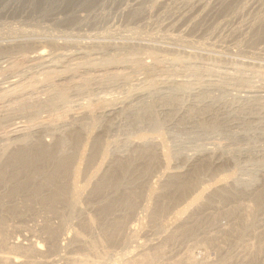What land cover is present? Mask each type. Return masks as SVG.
Listing matches in <instances>:
<instances>
[{
    "label": "rangeland",
    "instance_id": "rangeland-1",
    "mask_svg": "<svg viewBox=\"0 0 264 264\" xmlns=\"http://www.w3.org/2000/svg\"><path fill=\"white\" fill-rule=\"evenodd\" d=\"M11 1L0 0V264H264V173L237 151L247 147V159L264 160L248 147L264 142V126L247 133L209 118L205 127L218 130L174 134L164 123L153 131L147 124L99 117L103 104L156 84L133 80L151 69L176 75L188 88L226 87L224 102L252 111L257 104L238 102L236 90L264 87V10L244 7L249 0H203L211 5L181 33L167 23L182 0H164L163 12L148 0ZM38 48L47 53L37 56ZM93 83L104 88L92 91ZM49 102L53 107H45ZM83 113L88 121L75 122ZM6 116H22L25 130L9 132L2 123ZM64 120L76 123L75 129L39 134L31 128ZM14 137L20 139L9 142ZM185 140L200 146L177 147ZM205 145H211L208 154ZM36 148L50 158L30 164L40 171L28 179L29 166L12 157ZM57 157L69 160L65 177L53 170ZM46 176L53 179L49 184ZM61 185L66 191L58 199ZM61 232L64 239L54 245ZM57 252L62 260H54Z\"/></svg>",
    "mask_w": 264,
    "mask_h": 264
},
{
    "label": "bare ground",
    "instance_id": "bare-ground-1",
    "mask_svg": "<svg viewBox=\"0 0 264 264\" xmlns=\"http://www.w3.org/2000/svg\"><path fill=\"white\" fill-rule=\"evenodd\" d=\"M2 1V0H1ZM6 1V0H5ZM14 1V0H13ZM11 1V2H13ZM16 1V0H15ZM20 1V0H19ZM29 1V0H28ZM56 1V0H55ZM63 1V0H62ZM169 1V0H168ZM174 1H178L179 0H174ZM174 1L173 4L175 3ZM209 1V0H207ZM214 3H216L218 1L217 4H219L221 1L223 0H212ZM227 1V0H226ZM235 1V0H234ZM58 2V1H57ZM182 3V5H177L174 4L177 8L178 6L180 7L177 11L176 9V13H174L170 20H168V27L172 26V29L176 28L178 31H182L181 33H183V31L185 30H188V26L190 25V22L192 21V23L194 22L193 21V18L196 16L197 19H198V15L201 14L202 11L204 10H207L206 7L207 6H210V5H207V3L203 0H182L180 1ZM211 2V0H210ZM8 3V1H7ZM56 3V2H55ZM143 3V2H142ZM148 3H149V6H153V8H155L156 10H159L160 12L162 10L160 9H163L164 11V8L167 7V3L166 1L164 0H148ZM181 3H178V4H181ZM170 4V3H168ZM225 4V3H224ZM243 4V3H242ZM144 5V4H143ZM207 5V6H206ZM213 5V4H212ZM215 5V4H214ZM246 5V4H245ZM144 6H147L144 5ZM169 6V5H168ZM172 6V5H171ZM56 7V6H55ZM60 7V6H58ZM141 7H142V4H141ZM175 7V8H176ZM244 7H251V8H254L256 10H258V12L262 9V11L264 10V0H249V3H248V6H244ZM148 9V7H146ZM145 8V9H146ZM151 8V7H150ZM149 8V9H150ZM152 8V9H153ZM174 7H172L173 9ZM174 8V10H175ZM210 8V7H209ZM61 9V8H60ZM146 9V10H147ZM154 9V10H155ZM171 9V10H172ZM240 9V8H238ZM80 10V9H79ZM141 10V8H140ZM139 10V11H140ZM151 10V9H150ZM149 10V12H151ZM168 10V9H167ZM245 10V8H244ZM75 11V9H74ZM77 11V10H76ZM162 11V12H163ZM170 11V10H169ZM144 12V11H143ZM207 12V11H206ZM205 12V13H206ZM224 12V11H223ZM228 12V11H226ZM255 12V11H254ZM257 12V11H256ZM255 12V13H256ZM261 12V11H260ZM147 13V12H146ZM204 13V12H203ZM214 13V12H213ZM264 13V12H263ZM53 14V13H51ZM143 14V13H142ZM150 14V13H149ZM154 14V13H153ZM169 14V13H168ZM259 14V13H258ZM67 15V14H66ZM81 15H82V12H81ZM139 15V14H138ZM141 15V14H140ZM164 15V14H163ZM221 15V14H220ZM260 15V14H259ZM257 15V16H259ZM151 16V15H149ZM207 16V14H206ZM264 16V15H262ZM80 17V16H79ZM159 17V16H158ZM195 17V18H196ZM200 17V15H199ZM202 17V16H201ZM213 17V16H212ZM160 18V17H159ZM210 18V17H208ZM57 19V18H56ZM59 19V18H58ZM151 19V18H150ZM256 19V18H255ZM62 20V18H61ZM162 20V19H161ZM195 20V19H194ZM199 20V19H198ZM207 20V19H206ZM223 20V18H222ZM221 20V21H222ZM245 20V19H244ZM259 20V19H258ZM165 21V20H164ZM167 21V20H166ZM202 21V20H201ZM212 21V20H211ZM224 21V20H223ZM222 21V23H223ZM238 21V20H237ZM252 21V20H251ZM153 22V21H152ZM156 22V21H155ZM161 23V22H160ZM206 23V22H205ZM219 23V22H218ZM216 22V24H218ZM254 23V22H253ZM258 23V22H257ZM157 24V23H156ZM155 24V25H156ZM163 24V22H162ZM165 24V25H167ZM194 24V23H193ZM201 24V23H200ZM220 24V23H219ZM218 24V25H219ZM236 24V23H235ZM241 24V23H240ZM247 24V23H246ZM239 25V23H238ZM258 25V24H257ZM262 25V24H261ZM252 26V25H250ZM199 27V26H198ZM260 27V26H259ZM127 28V27H126ZM157 28V27H156ZM200 28V27H199ZM215 28V26H214ZM241 27H239L240 29ZM255 28V27H254ZM201 29V28H200ZM251 29V28H250ZM129 30V29H128ZM128 30L126 32H128ZM175 30V31H177ZM193 30V29H192ZM197 30V29H196ZM229 30V29H228ZM237 30V29H236ZM235 30V32H236ZM136 31V30H135ZM154 31V30H153ZM177 31V32H178ZM195 31V30H194ZM193 31V32H194ZM198 31V30H197ZM196 31V32H197ZM125 32V33H126ZM217 32V30H216ZM245 32V31H243ZM249 31H247L248 33ZM31 33V32H30ZM156 33H158L156 31ZM168 33V31H167ZM208 33V32H207ZM211 33V32H210ZM237 33V32H236ZM251 33V32H250ZM123 34V33H122ZM128 34V33H127ZM131 34V33H130ZM164 34V33H163ZM178 34V33H177ZM235 34V33H234ZM124 35V34H123ZM126 35V34H125ZM137 35V34H136ZM157 35V34H156ZM161 35V34H160ZM174 35V34H173ZM172 35V36H173ZM180 35V34H179ZM227 35V34H226ZM264 35V34H263ZM33 36V35H32ZM79 36V35H78ZM122 36V35H121ZM170 36V35H169ZM178 36V35H177ZM186 36V35H185ZM210 36V35H209ZM140 37V36H138ZM148 37V36H147ZM171 37V36H170ZM180 37V36H179ZM211 37V36H210ZM256 37V36H255ZM73 38V37H72ZM172 38V37H171ZM170 38V39H171ZM175 38V36L173 37ZM191 38V37H190ZM189 38V39H190ZM224 38V37H223ZM68 39V38H67ZM70 39V38H69ZM120 39V38H119ZM130 39V38H129ZM139 39V38H137ZM166 39V38H165ZM164 39V40H165ZM179 39V38H178ZM208 39V38H207ZM240 39V38H239ZM246 39V37H245ZM253 39V38H252ZM258 39V38H257ZM76 40V39H75ZM173 40H176V39H173ZM172 40V42H173ZM183 40V39H182ZM219 40V39H218ZM228 40V39H227ZM243 40V39H242ZM250 40V39H249ZM132 41V40H131ZM130 41V42H131ZM134 41V40H133ZM136 41V40H135ZM169 41V40H168ZM178 40H176L177 42ZM181 41V39H180ZM247 41V40H246ZM74 42V41H73ZM125 42V41H124ZM129 42V43H130ZM166 42V40H165ZM179 42V41H178ZM77 43V42H76ZM6 44V43H5ZM175 44V43H174ZM194 44V43H193ZM220 44V43H219ZM218 44V45H219ZM249 44V43H248ZM53 45V44H52ZM124 45V44H123ZM183 45V44H182ZM211 45V43H210ZM178 46V45H177ZM195 46V45H194ZM180 47V46H179ZM111 48V47H110ZM183 48V47H182ZM198 49V48H197ZM202 49V48H201ZM207 49V48H206ZM209 49V48H208ZM219 49V48H218ZM12 50V49H11ZM70 50V49H69ZM184 50V49H183ZM218 51V50H217ZM47 53L45 51L44 48H38L37 50V56H41L42 55L44 56V54ZM73 53V52H72ZM32 55V54H31ZM50 56V55H49ZM28 57V56H27ZM36 62V61H35ZM122 62V61H121ZM122 65V64H121ZM146 65V64H145ZM123 67V66H122ZM51 68V67H50ZM48 69V68H47ZM106 70V68H105ZM165 70H167V68H165ZM173 70V69H172ZM136 74V73H135ZM176 74V73H175ZM181 74V73H180ZM183 74V73H182ZM112 75V74H111ZM60 76V75H59ZM179 77H176V75L174 76V74H171L169 72H166V71H161V70H154V69H151V70H146L142 73H139L137 76H135L133 78V80L138 81H146V80H156V84L154 85H150L149 87H146V88H140V89H136L134 91H132L128 96H125L123 98H120L118 99L114 104H103V106L100 108V111H99V117L103 119V121H107L113 117H118L120 120H123V121H130L132 123H134L135 125H138V124H147L149 127H151L154 131L155 128H158L160 123H164V124H167L168 127H172L171 128V132L172 133H194V134H200V133H206V131H208V129L213 132V131H216L218 130V126L215 125V124H212L210 126L207 125V127H205V123L204 121H208L209 118L213 119V120H217L219 119L222 123H224V125L228 128V130H232V129H241L243 132H247L252 130V129H257V127L259 128L262 127L264 125H262L264 123V104H260L259 103V100H262L264 102V87L263 86H247V85H243L242 87H240L239 89L236 90V97L238 100V102H241V101H244V103H248L249 102H252L254 101V103H256L257 107L259 106L260 110L257 111V107L256 108H253L252 111H251V106L249 107L248 106V109H244V108H241L243 106H235L233 104L235 103H229V102H224L222 99V95L224 93H226V91L228 90V88L226 89V87H216L215 85H211V84H207L206 86H199V87H192V88H188L186 87L184 84L180 83L179 82ZM60 79V78H59ZM65 79V78H64ZM95 79V78H94ZM109 79H110V76H109ZM121 79V78H120ZM187 79V78H186ZM230 79V78H229ZM109 81V80H108ZM220 81V80H219ZM236 81V80H235ZM13 82V81H12ZM15 82V81H14ZM57 82V81H56ZM225 82V81H224ZM246 82V81H245ZM97 83V82H96ZM118 83V81H117ZM15 84V83H14ZM137 84V83H136ZM139 84V83H138ZM137 84V85H138ZM142 84V83H141ZM146 84V83H145ZM191 84V83H190ZM189 84V85H190ZM107 85V84H106ZM118 85V84H116ZM147 85V84H146ZM8 86V85H7ZM129 86V85H128ZM193 86V85H192ZM6 87V86H4ZM2 87V88H4ZM104 88V86L100 83V84H95L93 83L92 85H90V89L95 90H99L100 88ZM142 87V86H141ZM191 87V86H190ZM1 88V87H0ZM85 88V86H84ZM81 89V88H80ZM117 89V88H116ZM24 90V88H23ZM106 90V89H105ZM132 90V89H131ZM213 90L216 91H219L220 94H219V97L217 96L216 98H214L213 100H210V99H207V95L209 93H211ZM234 90V89H233ZM34 91V90H33ZM32 91V92H33ZM116 91V90H115ZM24 92V91H23ZM35 92V91H34ZM98 92V91H97ZM100 92V91H99ZM105 92V91H104ZM103 92V93H104ZM112 92V91H111ZM218 92V93H219ZM228 92V91H227ZM22 93V92H21ZM36 93V92H35ZM77 93H73L71 94L72 96H77ZM102 93V94H103ZM107 93V92H105ZM109 93V92H108ZM26 94V93H25ZM229 94V93H228ZM13 95V94H12ZM93 95V94H92ZM95 95V94H94ZM100 95V94H99ZM98 95V97H99ZM233 95V94H232ZM70 96V95H69ZM96 96V95H95ZM124 96V95H123ZM229 96V95H227ZM226 96V97H227ZM91 97V96H90ZM103 97V96H101ZM107 97V96H105ZM189 97V99H184ZM232 97V96H231ZM230 97V98H231ZM50 98V97H49ZM74 98V97H73ZM76 98V97H75ZM113 98V97H112ZM212 98V97H211ZM228 98V97H227ZM229 98V99H230ZM235 98V99H236ZM4 99V98H3ZM64 99V98H63ZM104 97L102 98V101H103ZM42 100V99H41ZM80 100V99H79ZM98 100V99H97ZM232 100V99H231ZM106 101V99H105ZM109 101V100H107ZM186 101V102H184ZM236 101V100H235ZM234 101V102H235ZM2 102V101H1ZM58 102V101H57ZM72 102V101H71ZM243 103V102H242ZM4 104V103H3ZM79 104V103H78ZM239 104V103H238ZM247 104V105H248ZM102 105V104H101ZM255 105V104H254ZM7 106V104H6ZM85 106V105H84ZM96 106V105H95ZM253 106V105H252ZM45 107H53V104L52 102H49V103H46L45 104ZM87 107V106H86ZM85 107V108H86ZM5 108V107H4ZM85 108H82V111L84 109L85 111ZM250 108V110H249ZM8 110V109H7ZM44 110V109H43ZM55 112V109L53 110ZM58 111V110H57ZM80 111V110H79ZM88 111V110H87ZM98 111V110H97ZM75 112V111H74ZM73 112V113H74ZM82 113V112H81ZM96 113V112H95ZM76 114V113H75ZM88 114V113H87ZM263 114V115H261ZM41 115V114H40ZM97 116V115H96ZM37 118V117H36ZM72 118V117H71ZM90 116L89 115H85L83 113L82 117L77 119V120H74L75 122H82L84 120L88 121L87 119H89ZM99 118V120H100ZM204 118V119H203ZM215 118V119H214ZM4 121H2V123H4L5 125V128H8V131H16L18 132L17 130H21V129H24L25 130V121L26 120H22V116H6V118H3ZM40 120V118H39ZM248 120H254V121H257V124L258 125H252L251 124V121H248ZM101 121V120H100ZM116 121V120H115ZM118 122V121H116ZM212 122V121H211ZM32 123V122H31ZM104 123V122H103ZM120 123V122H119ZM123 123V122H122ZM76 123H73V122H68L67 120H64V121H61L60 123H58L57 125L53 126V127H49V126H44L42 123L40 124H37V125H34L32 126V130L34 131H44V130H55V131H63V130H67V129H71L72 126H75ZM81 125V124H80ZM114 125V123H113ZM256 126V127H255ZM113 127V126H111ZM169 127V128H170ZM29 128V127H28ZM77 128V126H76ZM168 128V129H169ZM72 129H75V128H72ZM140 129V128H139ZM143 129V128H142ZM28 130V129H27ZM30 130V128H29ZM48 130V131H49ZM95 130V129H94ZM99 130V129H98ZM150 130V129H149ZM158 130V129H157ZM7 131V132H8ZM9 131V132H10ZM71 131V130H70ZM74 131V130H73ZM93 131V130H91ZM143 131V130H142ZM159 131V130H158ZM66 132V131H65ZM144 132V131H143ZM20 133V132H19ZM18 133V134H19ZM39 133V132H38ZM51 133V132H50ZM76 133V132H75ZM228 133V131H227ZM28 134V133H27ZM29 134H30V131H29ZM33 134V133H32ZM40 134V133H39ZM53 134V133H52ZM79 134V133H78ZM83 134V133H82ZM90 134V133H89ZM100 134V133H99ZM226 134V133H225ZM238 134V133H237ZM241 134V133H240ZM245 134V133H243ZM14 135V134H13ZM170 135V134H169ZM188 135V134H187ZM263 135V134H262ZM9 136V135H8ZM47 136V135H46ZM52 136V135H51ZM103 136V135H102ZM207 136V135H206ZM81 137V136H80ZM181 137V136H180ZM197 137V136H196ZM48 138V137H47ZM188 138V136H187ZM18 139H20L19 137H14L12 139H9L11 141L9 142H15L17 141ZM214 139V138H212ZM6 140V139H5ZM152 140V139H151ZM208 140V139H207ZM206 140V141H207ZM217 140V139H216ZM220 140V139H219ZM77 141V140H75ZM140 141V140H139ZM202 141V140H201ZM213 141V140H212ZM177 142V141H176ZM211 142V140H210ZM216 142V141H215ZM214 142V143H215ZM231 142V141H230ZM87 143V142H86ZM134 143V141H133ZM132 143V144H133ZM219 143V142H218ZM253 143V142H252ZM59 144V143H58ZM131 144V146H132ZM147 144V143H146ZM153 144V143H152ZM207 144H211V143H207ZM221 144V143H220ZM226 144V143H225ZM177 147H180V148H185V149H189V148H192V151L193 149L195 148H198L200 145L198 144V140L197 142L194 140V141H181L180 143L178 142V144H176ZM214 145V144H213ZM216 145V144H215ZM218 145V144H217ZM216 145V146H217ZM224 145V144H223ZM241 145V144H240ZM86 146V145H85ZM84 146V147H85ZM209 146V145H208ZM211 146V145H210ZM207 147L206 145L204 146L203 148V152L205 154H208L211 152V147ZM232 146V145H231ZM37 147V146H36ZM223 146H221L222 148ZM248 147L252 148V147H255L256 148V151L257 152H261L262 154H264V142L263 143H260L258 145H252L251 146L249 145ZM39 148V146L37 147ZM36 148V149H37ZM60 148V147H59ZM216 148V147H215ZM220 148V150H221ZM58 149V148H57ZM123 149V148H122ZM228 149V145L227 146H224L222 148V150H227ZM45 150V149H44ZM43 149H37L35 150V152H26L23 154V156H21L20 154L18 155V153H16L15 155V158L12 157V159H16L17 161H21L23 162V165L24 167H28L30 164L32 163H36L37 160H43V159H49L50 158V153H48L46 150V152L44 151ZM61 150V149H60ZM75 150V149H74ZM82 151V150H81ZM84 151V150H83ZM82 151V153H83ZM214 151V150H213ZM237 151L239 152V156L238 158L241 159L243 162H247L249 163V165H256L258 167V171L264 173V160H261V162H257L256 160H250V159H247V152H249L248 148L247 147H243V148H237ZM51 152V151H50ZM58 152V151H57ZM202 152V151H199V153ZM22 154V152H21ZM124 154V153H123ZM198 154V153H197ZM82 155V154H81ZM80 153H79V158H80ZM199 155V154H198ZM204 155V154H203ZM202 155V156H203ZM21 156V158L19 157ZM74 156V155H73ZM76 156V155H75ZM120 156V154L118 155ZM53 157V156H52ZM77 157V156H76ZM204 157V156H203ZM19 158V159H18ZM58 158V157H57ZM55 160V163H54V166H55V169L53 167V170L55 171V174L57 173V177L59 175L61 176H64L65 173H66V170L68 169L67 167L68 166V159H66V157H63V159H57ZM61 158V157H60ZM65 158V159H64ZM73 158V157H72ZM197 158V157H196ZM237 158V159H238ZM71 159V158H70ZM238 159V160H239ZM13 160V161H14ZM79 160V159H78ZM82 160V159H81ZM11 160V162H13ZM38 162V161H37ZM17 163V162H16ZM39 163V162H38ZM81 163V162H80ZM15 165V163H14ZM38 165V164H37ZM21 166V165H20ZM77 167L76 166V170H77ZM29 171H28V176L27 178L29 179H32L34 176H38L39 174V171L37 169V167H34L33 169L29 166ZM40 168V167H39ZM69 170V169H68ZM26 171V170H25ZM71 171V170H70ZM75 171V170H74ZM25 173V172H24ZM49 173H52V172H49ZM76 173V172H74ZM73 173V174H74ZM27 174V171L26 173ZM44 174V173H43ZM41 175H42V172H41ZM49 175V174H47ZM51 175V174H50ZM52 176V175H51ZM50 176V177H51ZM50 177L46 176L45 178V184L46 182H48L47 184H49L50 182H52L53 179H51ZM65 177V176H64ZM79 177V176H78ZM26 177L24 178L25 180L27 179ZM43 180V179H42ZM34 181V180H33ZM32 180H30V182H33ZM55 181V180H54ZM75 181V180H74ZM29 182V181H28ZM39 182V181H38ZM70 182V181H69ZM42 183V182H41ZM40 184V183H39ZM43 184V183H42ZM69 184V183H68ZM76 184V183H75ZM73 186V185H72ZM100 187V186H99ZM29 188V187H28ZM35 188V187H34ZM38 188V187H37ZM55 188V187H54ZM65 186L61 185L59 187L56 188V194L58 196V199H59V196L64 194L65 193ZM76 188V189H75ZM97 188V186H96ZM33 189V188H32ZM75 190H77V186L74 187ZM99 189V188H98ZM98 189H96L97 191H99ZM34 192H35V189H33ZM73 190V189H72ZM81 191V190H80ZM69 192V191H68ZM76 194H77V191H75ZM54 194V193H53ZM75 194V193H74ZM79 194V193H78ZM71 196V195H70ZM54 197V196H53ZM56 197V196H55ZM75 197V196H74ZM80 197V196H79ZM72 199V197H71ZM80 199V198H79ZM70 200V199H68ZM76 200V198H75ZM74 201V200H73ZM77 201V200H76ZM80 201V200H79ZM71 202V201H70ZM72 205V204H70ZM73 205H75L73 203ZM2 207V206H1ZM13 212H15L13 210ZM58 213V212H57ZM74 213V212H73ZM70 218V217H69ZM87 218H88V215H87ZM50 220V219H49ZM66 221V220H65ZM89 222V221H88ZM1 223V222H0ZM35 224V223H34ZM66 224V223H65ZM91 225V224H90ZM20 226V225H19ZM15 227V226H14ZM21 227V226H20ZM27 227V226H25ZM55 228V227H54ZM57 228V227H56ZM70 229V228H69ZM74 229V228H73ZM62 233V232H61ZM60 235H56V237L54 238L55 241L54 242V245H58L57 241H59L60 239H62V235L63 233ZM74 233V232H73ZM72 233V234H73ZM78 233V232H77ZM75 234V233H74ZM80 234V233H79ZM78 234V236H79ZM82 236V235H81ZM16 237H18V235H16ZM15 237V238H16ZM83 238V236H82ZM87 238V237H86ZM19 239V238H18ZM64 239V238H63ZM62 239V240H63ZM37 240V238H36ZM7 241V240H6ZM5 242V241H4ZM84 243V242H83ZM7 244V242L5 243ZM31 244V243H30ZM36 244V243H35ZM34 245V244H33ZM63 245V244H62ZM18 246V245H16ZM32 246V244H31ZM40 246L42 247V245H39V243L36 244V246L34 245V247H36L37 249L40 250ZM96 246V245H95ZM26 247V246H25ZM33 247V246H32ZM31 247V248H32ZM20 248V247H19ZM44 248V247H43ZM64 248V247H63ZM45 250V249H44ZM62 250V249H61ZM21 251V250H20ZM60 251V250H59ZM43 252V251H41ZM49 252V251H48ZM50 254V253H49ZM65 255V254H64ZM88 255V254H87ZM26 256V255H25ZM39 256V255H38ZM44 256V255H43ZM55 256H57V258H55L54 260L55 261H59L60 259L62 260V258L59 256L58 252L55 254ZM66 256V255H65ZM75 256V255H74ZM78 256V255H77ZM86 256V255H85ZM95 256V255H94ZM27 257V256H26ZM73 257V256H72ZM101 257V256H100ZM99 257V259H100ZM166 257V256H165ZM25 258V257H24ZM65 258V257H64ZM78 258V257H77ZM92 258V257H90ZM182 258V257H181ZM15 259V258H14ZM98 259V260H99ZM96 260V259H95ZM181 260V259H180ZM30 261V260H28ZM49 261V260H48ZM103 261V260H102ZM115 261V260H114ZM198 261V260H197ZM12 262V261H11ZM100 262V261H99ZM6 263V262H5ZM26 263V262H25ZM62 263V261H61ZM68 263V262H67ZM93 263V262H91ZM96 263V262H95ZM28 264V263H27ZM98 264V263H96ZM101 264V262H100ZM113 264H117L116 262L113 263ZM180 264V263H179Z\"/></svg>",
    "mask_w": 264,
    "mask_h": 264
}]
</instances>
